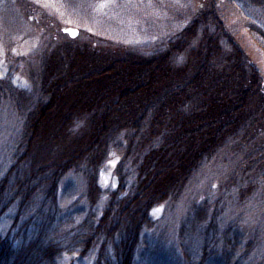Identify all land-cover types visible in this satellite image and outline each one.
Listing matches in <instances>:
<instances>
[{
  "label": "trees",
  "instance_id": "obj_1",
  "mask_svg": "<svg viewBox=\"0 0 264 264\" xmlns=\"http://www.w3.org/2000/svg\"><path fill=\"white\" fill-rule=\"evenodd\" d=\"M207 1L185 17L172 4L169 17L183 30L149 48L56 50L41 60L32 95L0 78V100L11 105L0 117V264H136L157 224L151 211L164 205L177 215L212 163L218 195L184 205L175 232L182 257L174 259L241 263L233 254L244 215L231 216L223 234L218 228L229 199L240 204L264 189V85L217 0ZM112 153L119 182L104 190L100 173Z\"/></svg>",
  "mask_w": 264,
  "mask_h": 264
},
{
  "label": "rangeland",
  "instance_id": "obj_2",
  "mask_svg": "<svg viewBox=\"0 0 264 264\" xmlns=\"http://www.w3.org/2000/svg\"><path fill=\"white\" fill-rule=\"evenodd\" d=\"M216 2L231 37L244 51L247 63L255 67L264 85V0ZM207 3V0H0V78H10L15 87L27 89L32 95L41 60L50 57L56 50L67 45L74 47L76 43L81 46L85 42L98 48L118 44H140L149 48L150 43L161 36L182 29L184 24L175 25L169 17L168 9L172 4L178 6L185 17L203 9ZM185 8L191 11L187 12ZM75 29L78 33L74 32ZM197 38H201L200 33ZM10 113L11 105L0 100L1 120L5 121ZM2 143L1 140V146ZM119 160V155L112 153L104 164L100 173V185L104 190L118 186L115 168ZM217 169L218 166L212 163L187 188L186 193L192 195H185L186 201L179 206L177 215L166 212L164 205L151 211L157 224L146 233V245L141 246L145 254L137 255L136 264H178L174 258L182 257L179 242L183 241L175 238V232L180 227L178 218L191 198L200 205L206 198L210 204L215 201L217 184L221 181ZM73 177L78 186L76 188L83 191L80 179ZM194 194L196 198L192 197ZM254 195L240 204L235 199H229L218 228L223 234L231 216L235 213L244 215L245 221L237 228L243 230L247 227L246 234L241 233L244 235L238 238L233 254L242 259L240 264H264V189ZM107 198L108 193L104 195V201ZM59 199L63 206L70 204L66 194L62 193ZM230 238L236 237L230 234ZM252 239L256 241L250 242ZM248 244L255 247L250 246V251L246 252ZM202 247L199 244V253ZM78 264L90 263L84 259Z\"/></svg>",
  "mask_w": 264,
  "mask_h": 264
},
{
  "label": "water",
  "instance_id": "obj_3",
  "mask_svg": "<svg viewBox=\"0 0 264 264\" xmlns=\"http://www.w3.org/2000/svg\"><path fill=\"white\" fill-rule=\"evenodd\" d=\"M74 32H75V33H78V30H77V29H75V30H74Z\"/></svg>",
  "mask_w": 264,
  "mask_h": 264
}]
</instances>
